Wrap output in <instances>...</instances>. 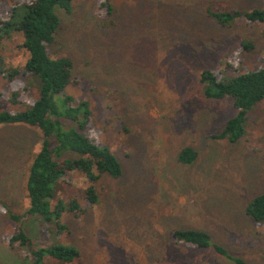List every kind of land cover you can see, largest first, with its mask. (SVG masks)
Masks as SVG:
<instances>
[{
  "label": "rangeland",
  "instance_id": "rangeland-1",
  "mask_svg": "<svg viewBox=\"0 0 264 264\" xmlns=\"http://www.w3.org/2000/svg\"><path fill=\"white\" fill-rule=\"evenodd\" d=\"M22 1L0 0V20ZM210 5L244 12L264 9V0H75L70 13L57 10L48 53L71 60L78 84L66 92L89 104V133L115 154L122 175H102L99 200L90 204L84 175L69 173L57 197L75 198L80 210L64 215L58 236L27 221L23 229L38 247L75 246L69 264H231L170 239L174 230L197 229L249 264H264V226L245 214L264 190V99L236 143L213 140L235 110L229 98H205L200 83L205 69L220 80L264 67L263 25L238 17L222 26L209 17ZM21 44L15 31L0 41L1 68L21 72L13 83L0 74V111L27 107L8 101L18 86L30 87ZM41 140L26 126L0 128V201L15 213L26 208L28 166ZM183 148L197 154L189 165L178 161ZM18 228L0 214V264H24L22 249L2 240Z\"/></svg>",
  "mask_w": 264,
  "mask_h": 264
},
{
  "label": "trees",
  "instance_id": "trees-1",
  "mask_svg": "<svg viewBox=\"0 0 264 264\" xmlns=\"http://www.w3.org/2000/svg\"><path fill=\"white\" fill-rule=\"evenodd\" d=\"M74 1L23 0L13 8L8 19L0 20V41L13 31L22 39L21 46L26 52L24 75L30 84V87L18 86L10 92L9 103L27 107L22 111H0V128L26 126L39 130L42 135L39 149L28 166L24 212L15 213L0 201V214L4 220L19 225L15 233L4 235L2 240L12 249H22L24 264H47L48 261L69 264L78 258L79 251L75 246L52 242L46 247H38L23 229L29 220L36 221L53 236L60 235L66 229L62 221L64 215L80 210L75 198L66 202L57 197L60 182L69 173L75 171L84 175L87 181L85 199L90 204H96L99 200L95 183L102 175L107 174L112 178L122 175V166L115 154L89 133L92 123L89 104L76 101L66 92L70 85L78 84L71 60L65 56L51 58L47 50L54 44L60 24L57 10L70 13ZM206 11L222 26L232 24L238 17L251 23H261L264 37V9L223 11L210 5ZM244 47L248 48L249 45L245 44ZM3 66L0 57V68ZM0 74L7 83H13L21 72L8 66L1 68ZM200 83L205 98H229L235 110L222 130L211 134L210 138L236 143L246 132L248 113L264 99V67L238 73L232 79L220 80L211 70L205 69L200 74ZM34 95V102L29 104ZM196 156L193 149L183 148L178 154V161L189 165ZM245 214L264 226V190L246 204ZM170 239L175 244L211 249L231 264H249L212 242L211 236L204 230H174Z\"/></svg>",
  "mask_w": 264,
  "mask_h": 264
}]
</instances>
